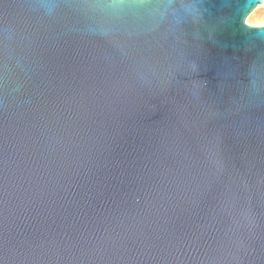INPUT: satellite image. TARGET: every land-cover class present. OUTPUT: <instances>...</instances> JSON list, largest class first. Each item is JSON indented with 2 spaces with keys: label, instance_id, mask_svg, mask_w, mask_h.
Returning a JSON list of instances; mask_svg holds the SVG:
<instances>
[{
  "label": "water",
  "instance_id": "water-1",
  "mask_svg": "<svg viewBox=\"0 0 264 264\" xmlns=\"http://www.w3.org/2000/svg\"><path fill=\"white\" fill-rule=\"evenodd\" d=\"M263 1L0 0V264H264Z\"/></svg>",
  "mask_w": 264,
  "mask_h": 264
},
{
  "label": "rangeland",
  "instance_id": "rangeland-1",
  "mask_svg": "<svg viewBox=\"0 0 264 264\" xmlns=\"http://www.w3.org/2000/svg\"><path fill=\"white\" fill-rule=\"evenodd\" d=\"M245 22L250 25L264 24V3L258 4L254 10L248 14Z\"/></svg>",
  "mask_w": 264,
  "mask_h": 264
},
{
  "label": "clouds",
  "instance_id": "clouds-1",
  "mask_svg": "<svg viewBox=\"0 0 264 264\" xmlns=\"http://www.w3.org/2000/svg\"><path fill=\"white\" fill-rule=\"evenodd\" d=\"M256 3H257L256 0H248V8L245 15H247V12L252 10V8L256 5ZM247 28L254 30V35L257 38H264V24L256 25L255 27H247Z\"/></svg>",
  "mask_w": 264,
  "mask_h": 264
},
{
  "label": "snow or ice",
  "instance_id": "snow-or-ice-1",
  "mask_svg": "<svg viewBox=\"0 0 264 264\" xmlns=\"http://www.w3.org/2000/svg\"><path fill=\"white\" fill-rule=\"evenodd\" d=\"M256 2H258V0H256Z\"/></svg>",
  "mask_w": 264,
  "mask_h": 264
},
{
  "label": "bare ground",
  "instance_id": "bare-ground-1",
  "mask_svg": "<svg viewBox=\"0 0 264 264\" xmlns=\"http://www.w3.org/2000/svg\"><path fill=\"white\" fill-rule=\"evenodd\" d=\"M263 3H264V1H263Z\"/></svg>",
  "mask_w": 264,
  "mask_h": 264
}]
</instances>
